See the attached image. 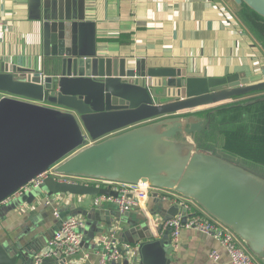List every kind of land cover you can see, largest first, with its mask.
Listing matches in <instances>:
<instances>
[{"label":"water","instance_id":"obj_1","mask_svg":"<svg viewBox=\"0 0 264 264\" xmlns=\"http://www.w3.org/2000/svg\"><path fill=\"white\" fill-rule=\"evenodd\" d=\"M86 1L28 0L41 58L28 67H0V204L52 168L37 197L119 196L92 184L63 183L62 176L148 185L197 205L264 264V165L226 149L227 133L248 122L245 111L264 95L231 101L264 92L263 76L195 77L182 67L112 57L99 46ZM229 1L264 45L246 17L264 23V0ZM223 109H240V120L225 121ZM116 207L83 212L89 239L119 233L117 264H172V230L161 235L158 220H133ZM189 211L179 202L165 220L182 215L186 222ZM29 240L22 248L17 240L0 242V264H34L43 238ZM59 257L43 264L67 263Z\"/></svg>","mask_w":264,"mask_h":264},{"label":"crops","instance_id":"obj_2","mask_svg":"<svg viewBox=\"0 0 264 264\" xmlns=\"http://www.w3.org/2000/svg\"><path fill=\"white\" fill-rule=\"evenodd\" d=\"M85 4L87 18L97 24L99 46L105 47L112 57L127 59L133 64L138 59L144 60L148 67H182L195 77L245 74L246 77L262 75L264 78V65L259 63L264 57V45L229 0H87ZM40 44V33L29 21L28 0H0V67L39 64ZM257 51L259 56H252ZM258 107L245 111L249 112L245 117L250 121L248 128L254 127L252 112H259ZM164 196L166 194L151 195L130 210L131 218L155 219L162 226L166 221L165 211L178 204L174 202L175 198L165 200ZM94 198L61 197L48 206L47 198L37 197L33 190L16 194L0 204V242L6 245L9 239L17 240V245L22 248L30 238L37 236L43 238L37 253L42 254L48 249L53 231L56 232L64 222L55 217V211L60 216L66 214L68 219L81 217L76 214L96 207ZM180 201L189 205L190 217L205 214L197 205ZM113 205L116 204L101 206L109 212ZM85 232H88L86 228L83 230L86 241L79 257L60 256L58 261L66 258V264H89L99 260L103 252L102 241L98 242V238L90 240ZM114 233L107 231L104 237ZM164 234H168L166 228L162 230L161 235ZM93 245L99 250H94ZM174 245L172 264H231L219 242L197 231L183 230L179 242ZM214 251L220 255L218 262L211 257ZM86 254L89 255L87 261Z\"/></svg>","mask_w":264,"mask_h":264},{"label":"built area","instance_id":"obj_3","mask_svg":"<svg viewBox=\"0 0 264 264\" xmlns=\"http://www.w3.org/2000/svg\"><path fill=\"white\" fill-rule=\"evenodd\" d=\"M264 92H256L246 97L235 98L231 103L240 102L249 98H257L263 96ZM54 173V169H50L48 172L39 175L33 179L29 184L24 186L16 194H22L24 191L38 189L43 184L45 179ZM63 183H82L92 184L99 187H104L109 190H114L119 193L118 198L100 195L94 198V206H100L104 203H115L119 206L120 212L125 213L132 208L138 206L142 201L148 200L155 192L158 194H166L163 199H174L175 203H179L180 197L175 194L169 193L164 190L156 189L148 185H132L122 184L115 182L97 181L89 179H79L76 177H59ZM15 194V195H16ZM133 194V199L128 200L127 195ZM54 199V200H53ZM56 201V198H47L45 203L50 206ZM184 206L189 207L187 203H183ZM190 208V207H189ZM56 218L60 217L59 212L54 213ZM164 228L172 230L173 244H177L181 237L182 231L190 229L213 237L221 247L227 253L231 264H260L247 249L242 245L239 239L234 235L232 231L227 229L221 223L208 216L207 214H196L183 221L182 215L168 219L163 224ZM86 227V221L81 217H71L60 224L59 229L54 233L53 237L49 240L48 249L38 254L35 258L34 264H43L46 260L57 256L71 257L75 259L79 257L82 244L84 242L83 230ZM102 239V240H101ZM97 241L103 244V252L100 258L95 263L89 264H117L122 260V253L119 250L121 247L119 239L116 234H112L109 237H103L97 239ZM214 262H218L220 255L214 251L211 254ZM89 258V255H85V260Z\"/></svg>","mask_w":264,"mask_h":264},{"label":"trees","instance_id":"obj_4","mask_svg":"<svg viewBox=\"0 0 264 264\" xmlns=\"http://www.w3.org/2000/svg\"><path fill=\"white\" fill-rule=\"evenodd\" d=\"M248 19L254 29L264 37V23L256 16L249 17ZM258 105L259 112H255L253 115L256 118L257 124L251 130V128L247 127L250 125V121L247 119L248 122L240 126L238 130L228 132L226 149L264 164V102ZM241 113L240 109H223L221 111V114L226 116L225 121L227 119L238 121L240 120ZM249 131L251 132L250 134Z\"/></svg>","mask_w":264,"mask_h":264},{"label":"rangeland","instance_id":"obj_5","mask_svg":"<svg viewBox=\"0 0 264 264\" xmlns=\"http://www.w3.org/2000/svg\"><path fill=\"white\" fill-rule=\"evenodd\" d=\"M259 53H260V52L257 51L256 54H252V56H253V55H257V56H259ZM254 57H255V56H254ZM261 57H262V56H261ZM261 57H260V58H261ZM262 58H264V57H262ZM262 58L259 60V63H260V64L262 63V65H264V60H263ZM259 63H258V64H259ZM220 134H221V131H220ZM32 190H33V192H35V193H40V190H39V189H35V188H34V189H32ZM113 206H114L113 208H117L116 205H113ZM81 213H82V214H78V215H80L84 220H87L86 217L83 216L84 213H83V212H81ZM86 222H87V221H86Z\"/></svg>","mask_w":264,"mask_h":264},{"label":"flooded vegetation","instance_id":"obj_6","mask_svg":"<svg viewBox=\"0 0 264 264\" xmlns=\"http://www.w3.org/2000/svg\"><path fill=\"white\" fill-rule=\"evenodd\" d=\"M252 113L254 114L255 112H252ZM251 123H252L253 125H256V124H257V123H256V118H255V117H253V120H251ZM250 128H251V127H250ZM250 128H249V129H250ZM252 129H253V127H252ZM252 129H251V130H252ZM250 133H251V132H250ZM250 133H249V134H250Z\"/></svg>","mask_w":264,"mask_h":264}]
</instances>
